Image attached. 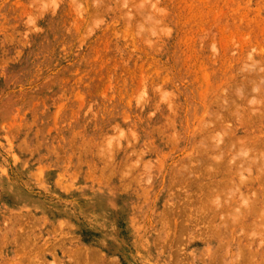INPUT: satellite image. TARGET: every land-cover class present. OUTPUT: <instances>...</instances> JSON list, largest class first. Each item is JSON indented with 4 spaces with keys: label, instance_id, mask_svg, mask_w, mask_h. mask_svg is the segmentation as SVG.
<instances>
[{
    "label": "rangeland",
    "instance_id": "374dc122",
    "mask_svg": "<svg viewBox=\"0 0 264 264\" xmlns=\"http://www.w3.org/2000/svg\"><path fill=\"white\" fill-rule=\"evenodd\" d=\"M0 264H264V0H0Z\"/></svg>",
    "mask_w": 264,
    "mask_h": 264
}]
</instances>
